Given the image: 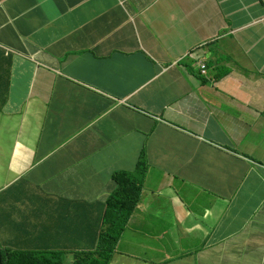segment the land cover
Wrapping results in <instances>:
<instances>
[{
    "label": "crops",
    "instance_id": "obj_1",
    "mask_svg": "<svg viewBox=\"0 0 264 264\" xmlns=\"http://www.w3.org/2000/svg\"><path fill=\"white\" fill-rule=\"evenodd\" d=\"M122 171L111 264H264V0H0V264L91 251Z\"/></svg>",
    "mask_w": 264,
    "mask_h": 264
},
{
    "label": "trees",
    "instance_id": "obj_2",
    "mask_svg": "<svg viewBox=\"0 0 264 264\" xmlns=\"http://www.w3.org/2000/svg\"><path fill=\"white\" fill-rule=\"evenodd\" d=\"M115 189L105 202L104 224L95 250L74 253L72 264H110L121 233L135 212L142 191L141 180L128 172L113 175ZM1 264H65L59 254L5 252Z\"/></svg>",
    "mask_w": 264,
    "mask_h": 264
},
{
    "label": "clouds",
    "instance_id": "obj_3",
    "mask_svg": "<svg viewBox=\"0 0 264 264\" xmlns=\"http://www.w3.org/2000/svg\"><path fill=\"white\" fill-rule=\"evenodd\" d=\"M203 55L200 53V52H198V51H193V52H190V53H188L187 55H185V57L182 59V62H184V63H188V65H185L186 67H188L189 66V64H190V66L191 67H193V68H197L199 71H200V73H201V75L202 76H204V77H206L207 76V65H206V63L203 61ZM242 156H243V159L244 160H248L249 161V157L248 156H245V155H243L242 154ZM122 172H125V171H122ZM129 173V172H128ZM131 174V173H130ZM132 175V177L133 178H136L135 177V174H131ZM144 178H145V176L142 178V179H137V180H141L142 182H143V180H144ZM112 180H113V177H112ZM114 184V183H113ZM114 189H115V185H114ZM142 189H143V184H142ZM112 193V192H111ZM111 195V194H110ZM109 195V196H110ZM108 196V197H109ZM141 196H142V191H141ZM107 197V198H108ZM107 200V199H106ZM106 200H105V202H106ZM140 200H141V197H140V199H139V203H140ZM105 202H104V204H105ZM137 207H138V205H136V209H137ZM104 208H105V205H104ZM105 210H106V208H105ZM136 211V210H135ZM134 214V213H133ZM132 214V215H133ZM131 215V216H132ZM131 216H130V218H131ZM104 217H105V213H104V215H103V218H102V220H101V229H100V234H99V237H98V239L100 240V236H101V232H102V228H103V224H104ZM130 218H129V220H130ZM129 220H128V222H129ZM128 222H127V225H128ZM127 225H126V227H127ZM126 227H125V229H126ZM125 229H124V231H125ZM124 231L121 233V235H120V237H119V240H120V238H121V236H122V234L124 233ZM119 240H118V243H119ZM118 243H117V245H116V248H117V246H118ZM116 248H115V252H116ZM93 250H95V247L91 250V251H93ZM115 254V253H114ZM114 256V255H113ZM112 259H113V257H112ZM112 262V261H111ZM73 263V262H72ZM71 263V264H72ZM66 264V263H65ZM111 264V263H110Z\"/></svg>",
    "mask_w": 264,
    "mask_h": 264
},
{
    "label": "rangeland",
    "instance_id": "obj_4",
    "mask_svg": "<svg viewBox=\"0 0 264 264\" xmlns=\"http://www.w3.org/2000/svg\"><path fill=\"white\" fill-rule=\"evenodd\" d=\"M137 205H139V202L137 203ZM144 214H145V216H147V217H151V216H153V215H155L153 212H151V211H145L144 212ZM66 263V262H65ZM67 264V263H66Z\"/></svg>",
    "mask_w": 264,
    "mask_h": 264
}]
</instances>
